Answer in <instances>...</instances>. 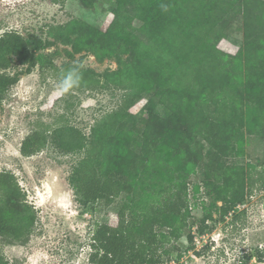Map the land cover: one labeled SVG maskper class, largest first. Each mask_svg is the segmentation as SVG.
<instances>
[{
  "label": "trees",
  "instance_id": "16d2710c",
  "mask_svg": "<svg viewBox=\"0 0 264 264\" xmlns=\"http://www.w3.org/2000/svg\"><path fill=\"white\" fill-rule=\"evenodd\" d=\"M108 1L112 18L104 29L71 17L48 27L53 40L34 46L60 42L71 46L69 57L82 51L99 61L114 57L116 68L102 73L69 62L58 67L49 53L42 65L48 63L58 80L79 66L81 83L68 94L118 90L115 107L95 118L88 132L62 114L37 124L20 151L31 156L52 147L76 156L66 176L75 202L85 207L98 201L112 209L116 223H96L91 233L89 264H163L171 259V243L185 237L183 251L172 246L180 264L182 254L194 249L189 197L200 186L189 188L191 174L202 175L211 198L202 205L199 233L211 232L206 222L224 220L255 186L264 191V161H243L247 136L264 134V0ZM238 23L240 46L233 53L220 49L219 41ZM36 64L19 32L0 34V103ZM140 101V110L132 112ZM36 219L14 173L0 170L2 240L26 243ZM0 264H9L1 252Z\"/></svg>",
  "mask_w": 264,
  "mask_h": 264
},
{
  "label": "rangeland",
  "instance_id": "374dc122",
  "mask_svg": "<svg viewBox=\"0 0 264 264\" xmlns=\"http://www.w3.org/2000/svg\"><path fill=\"white\" fill-rule=\"evenodd\" d=\"M71 17H79L104 29L112 18L111 5L108 0H0V34L9 29L19 32L37 59L32 71L21 75L0 103V170L14 173L37 213L34 230L26 243L7 244L0 237V252L9 264H89V238L95 224L116 223L110 207L98 201L85 207L75 202L66 176L76 156L60 154L52 147L31 156H23L20 151L22 140L37 124L53 123L61 114L69 123L88 132L93 120L114 108L120 96L118 90L112 93L98 89L73 90V96L57 94L59 80L53 76L48 63L42 65L45 53L53 54L51 61L58 67L69 62L98 73L116 68L114 57L99 61L91 52L85 51L69 57L66 51L71 50V46L68 44L53 42L41 48L34 46L36 40L42 44L53 40L48 35V27L65 23ZM241 41L238 23L229 37L219 41L218 47L233 53ZM142 103L135 104L131 111L138 112ZM246 141L243 161H264V134L248 135ZM106 157L107 152H103L101 163L97 165L99 177L104 175ZM201 178L202 175L195 172L188 180L189 188L194 184L200 186L195 197H189L194 249L184 252L179 263L264 264V191L255 186L252 195L224 220L206 222L213 225L211 232L199 233L197 225L202 216V205L211 201ZM241 210L244 213L238 214ZM212 215L216 217L215 213ZM171 245L183 251L188 243L181 237ZM172 246L171 259L163 264H177L176 249ZM194 250L200 255H195Z\"/></svg>",
  "mask_w": 264,
  "mask_h": 264
},
{
  "label": "clouds",
  "instance_id": "9594fccd",
  "mask_svg": "<svg viewBox=\"0 0 264 264\" xmlns=\"http://www.w3.org/2000/svg\"><path fill=\"white\" fill-rule=\"evenodd\" d=\"M82 80V73L79 66H74L66 70L59 79L56 92L64 95L72 89L78 87Z\"/></svg>",
  "mask_w": 264,
  "mask_h": 264
}]
</instances>
